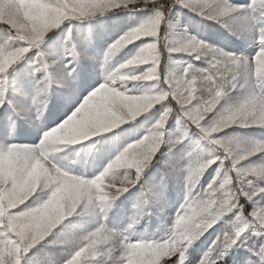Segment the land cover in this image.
Returning <instances> with one entry per match:
<instances>
[{"label":"snow or ice","instance_id":"6c2138e0","mask_svg":"<svg viewBox=\"0 0 264 264\" xmlns=\"http://www.w3.org/2000/svg\"><path fill=\"white\" fill-rule=\"evenodd\" d=\"M176 4L217 22L240 12L226 0H171L167 6L161 0H0V108L7 105L14 114L0 120V264H24L27 254L64 221L89 213L102 215L105 222L85 234L58 241L72 249L62 264H192V245L231 213H236L235 223L225 227L195 264H220L234 247L243 244L246 233L264 237V207L248 211L242 202V198L252 202L255 196H264V141L224 134L237 125L264 127V0H251L243 12L258 33L253 56L187 36L169 52L195 54L196 60L208 66L192 64L180 77L165 78L161 64L168 33L162 34L161 29L173 27L170 15ZM137 5L150 9L151 15L109 46L104 56V82L58 124L40 128L38 143L10 142L25 131L17 126L16 118L39 119L52 85L70 86V77L76 72L71 65L82 55L72 44L69 54L73 59L68 60L65 71L53 72V65L61 62L49 61L40 50L48 34L65 22ZM142 38L147 42L134 56L108 70L116 54ZM66 41L71 44V28ZM33 50H37L35 72L39 79L32 104L22 106L9 98L11 73ZM240 68L255 78L259 91L239 104L226 106L227 97L237 87ZM161 103L165 110L151 132L129 144L98 174H72L61 163L60 153L68 147L115 129ZM173 116L185 130L177 143H183L195 130L212 155L191 159L186 169L187 195L168 238L132 241L106 222L116 201L141 183L166 142V124ZM214 164L219 166L217 175L206 190L196 193V185ZM144 187L145 196L153 191ZM146 204L147 199L142 198L133 225ZM252 255L256 259L243 264H264V241Z\"/></svg>","mask_w":264,"mask_h":264},{"label":"rangeland","instance_id":"374dc122","mask_svg":"<svg viewBox=\"0 0 264 264\" xmlns=\"http://www.w3.org/2000/svg\"><path fill=\"white\" fill-rule=\"evenodd\" d=\"M251 4V3H250ZM181 6V5H180ZM178 8L175 11L174 16L170 18L173 27L169 29V43L168 49L173 47H179L183 44L186 40L187 36L196 37L200 40H203L205 36H209V34L213 38H216L218 31L214 26L207 29L209 23H216L220 24L222 22H217L203 16L197 15L196 13L190 11L188 8L183 7ZM244 9L240 8V12L234 13L232 16L225 18V23H227L233 30H236L240 33L241 38L244 42L242 50L240 52L250 53L246 56H253L255 51L257 50V40L256 37L258 35L257 32L253 30L254 22L251 20L246 19L245 15H243ZM199 17H197V16ZM131 14L125 15L122 18L116 17L110 22H106L105 20H101L96 22L93 20L94 17L87 18V21L83 18L81 20H73L68 22V26L65 25L63 30L60 32V35L53 37L52 40L43 44V51L49 61L57 60L61 63L53 65L52 71L56 73H63L65 71L64 66L67 65L68 60H72L73 57L69 54L71 45H76L77 49L82 53L78 60H75L71 67L76 68V72L72 74L71 85L70 87V94L71 96H75L80 94L81 92L85 91L88 94L93 90V88L98 84L104 82L106 79V70L104 67V56L109 48V46L120 36L126 33V22L122 20H126L128 23V18H130ZM149 16H143L140 20L137 21V24L134 26H138L143 23ZM136 17H131L129 21L135 19ZM80 22V23H79ZM124 22V23H122ZM132 22V21H131ZM135 24V23H134ZM71 28L72 33V41L71 44L66 41V36L68 34V29ZM55 31V30H54ZM51 33V32H50ZM49 33V34H50ZM48 34V35H49ZM241 38L237 37L235 40L227 41V39H221L219 42L224 43L227 46L231 47V52H234L233 49L234 43L237 41L241 42ZM144 42H147V38H142L141 41L135 42V44H131L126 46L123 50H121L114 58L109 62L108 70H111L115 66H118L120 63L125 62L127 59L134 56L142 46ZM249 48V49H248ZM225 50V49H224ZM255 50V51H254ZM230 51V50H226ZM239 53V52H235ZM195 54L192 53H171V59L168 64V74L167 78H178L182 74H184L187 70L189 65H192L195 58ZM89 58V59H88ZM88 60L91 61L90 65L87 66ZM87 61V62H86ZM36 64V62H34ZM33 64V63H31ZM30 66V65H29ZM29 66L25 67L28 69ZM70 71V68L68 69ZM27 74L26 70H22L20 72L14 71L12 73V83L13 87L9 91V98H15L13 101L14 103L22 106H27L32 104V100L35 96L36 79H32L31 81L27 82L24 78L20 75ZM238 84H237V92H241V99L242 101L252 94L254 91H259V86L255 83V78L250 76L245 68L238 69V76H237ZM65 85L63 83H54L52 86L55 85ZM68 86V85H67ZM52 88V87H51ZM57 88V87H56ZM61 90V89H60ZM61 92V91H60ZM51 91L48 97V104L46 109L44 110L43 115L39 119H31L29 117H17L16 123L17 126L23 124L27 125L23 127L27 132V135L21 137L13 138L10 142L15 143H22V144H33L38 143V136H39V129L40 128H47L46 124H49L52 120L49 116L56 115L58 111L61 109L59 105L60 100H52L51 98ZM64 92H62L63 94ZM64 95V94H63ZM84 98V97H83ZM82 100L77 102V105ZM65 103V107L69 104ZM55 106H52V105ZM163 104V103H161ZM157 104L154 105L153 108L161 105ZM152 108V109H153ZM164 109L160 112L159 119L161 118ZM4 109L5 112H9L11 109L9 106H5V108H0V112ZM149 111L140 114L135 119L128 120L123 125L118 126L115 129H112L105 133L115 132L119 130L122 126L138 120L142 116L146 115ZM9 115H14L13 113H6V115H0V120L5 119ZM33 116H35V112L33 111ZM22 122V123H19ZM31 123L32 126L37 125L31 131V127L29 126ZM239 126V125H238ZM49 127V126H48ZM103 134V133H101ZM100 134V135H101ZM184 134V133H183ZM98 135V136H100ZM148 135V133H147ZM32 136V141H27L28 138ZM142 138V133H141ZM118 138H116V142H111L113 146H115L113 151H110L108 155H103L101 158H97L98 151L95 153L96 159L85 162L83 158H75L71 157L70 147L65 149L62 153H60L61 163L65 166L67 170H69L72 174L76 175H84V176H94L101 172L108 163H110L116 156H118L129 144L133 142H129L126 146H118ZM199 139L193 138L190 143H195L199 145V150L202 152L205 151V146L203 144H199ZM261 141V140H260ZM74 146V145H73ZM94 151L90 148H82L81 150L77 151L78 154H92ZM79 160V161H78ZM100 160H105L102 165ZM186 175L183 178L178 176L177 174L174 175L178 178L179 184H162L161 187L154 196V207H156L155 215H150L146 212V205L144 207L142 217L139 219L137 223L133 225V219L140 213V209L138 205L141 203L142 198L145 197H134V200L131 202L129 208H121L120 210L116 211L118 208V200L114 207L112 208L111 212L109 213L107 224L109 227L113 228L116 231L123 232L130 240L138 241L141 239H148V240H163L168 238L171 234L175 218L176 212L182 205L186 195H187V180ZM174 188V189H173ZM163 189L166 190V193L163 192ZM126 194V193H124ZM169 194V195H168ZM35 199V197L33 198ZM256 208L264 207V197H254ZM31 203V201L29 202ZM168 211L171 213L162 219ZM146 218V220H144ZM72 220L70 224H73V227H66V223ZM78 222V223H77ZM104 219L102 215H96L95 213H89L87 215H79L73 216L66 221H64L60 226L54 230L53 234L45 240L46 242L51 241H58L62 240L69 235H82L87 233L88 231L94 230L99 224L104 223ZM129 225H132L130 228ZM82 227V228H80ZM86 227V228H85ZM80 229V230H79ZM60 232V233H58ZM62 235L63 237L60 239H53L55 235ZM44 241V242H45ZM43 243V242H42ZM28 256V254H27ZM25 264H33L32 261L30 262L28 257Z\"/></svg>","mask_w":264,"mask_h":264},{"label":"trees","instance_id":"16d2710c","mask_svg":"<svg viewBox=\"0 0 264 264\" xmlns=\"http://www.w3.org/2000/svg\"><path fill=\"white\" fill-rule=\"evenodd\" d=\"M226 2L230 5L237 6L238 8L244 9L248 5H250L251 0H226ZM161 3L164 5H170L171 0H161ZM184 9L180 4H176L175 7L171 9V15L174 16L175 11L178 8ZM131 14L130 18L136 17L135 19L129 21L130 18H128V23L126 20H122L126 22V32L129 31L131 28H133L137 21L141 19L143 16H150L151 10L150 9H143L139 5L132 7L130 6L127 9H115L112 11L107 12L106 14H98L94 16L93 20L96 22L105 20L106 22L112 21L116 17H123L125 15ZM197 16V15H196ZM199 17V16H197ZM87 21V18L84 19ZM171 20V19H170ZM80 23V22H79ZM124 23V22H122ZM135 23V24H134ZM125 24V23H124ZM209 23L207 26V29L214 26L216 30L218 31V34L216 38L211 37L213 33L209 34V36H205L203 38L204 41L208 42L210 45L230 50L232 46H227L224 43L219 42L222 38L227 39V41L235 40L237 37L241 38V35L238 31L233 30L231 26H229L227 23L222 22L220 24L216 23ZM68 26V22H65L64 25H62L60 28L56 29L55 31L51 32L47 38L45 39L44 43L49 42L50 40L55 38V36L60 35V32L63 30V28ZM162 34L164 32L168 33V43H169V29L166 27H163L161 29ZM242 40V38H241ZM43 44L41 45V48H43ZM243 40L241 42L237 41L234 43V52L243 53L244 55H248L250 53L240 52L243 47ZM169 46V45H168ZM249 49V48H248ZM41 50V49H40ZM255 51V50H254ZM37 50H33L29 52L17 65H15L14 69L12 70V73L14 71H22L26 70L27 74L20 75L24 78L27 82L31 81L32 79H36V81L39 79V75L35 72L36 64L34 62L37 61L38 57L36 54ZM256 52V51H255ZM238 53V54H239ZM171 53L168 50V47H165L163 49V56H162V64H161V72L167 78V72H168V64L171 59ZM89 59V58H88ZM87 66L90 65L91 61L88 60ZM33 63V64H31ZM193 64L196 65L198 68H206L208 65L203 60H194ZM30 65V66H29ZM29 66L28 69H25V67ZM11 73V76H12ZM12 78V77H11ZM57 87V88H56ZM237 88V87H236ZM233 90L230 92L229 96L227 97L225 104L226 106H234L236 104H239L242 102L241 99V92H237V90ZM61 89V90H60ZM70 87L67 85H55L51 88V98L52 100H60L58 103L60 106V110L56 115L49 116V118L52 120L49 124H46V126L50 127L55 124H58L66 114H68L74 107L77 106V102L79 100H82L83 97H86L88 95L87 92L83 91L78 95H75L74 97L71 96ZM61 91V92H60ZM62 92H64L62 94ZM12 101L15 100V98H11ZM67 102L69 105L65 107V103ZM52 106H55L54 104ZM173 106H175L173 104ZM164 104H161L157 106L156 108H153L150 112H148L146 115L142 116L138 120L133 122H130L121 128L119 130H116L115 132L110 133H103L100 136H94L89 138L88 140L82 141L81 143L71 146L70 153L71 157L75 158H83L85 159V162L91 161L96 159L95 153L98 151L97 158H101L103 155H108L110 151H113L115 146L111 144V142H116V138H118V146H126L129 142H135L141 139V133L142 138L149 134L153 127L158 123V118L160 117V112L164 109ZM10 113H12L11 109H9ZM4 109L2 112H0V115H6ZM22 123V122H19ZM33 125V124H32ZM31 123H29V126L31 127V131L33 128L38 127L37 125L32 126ZM27 125H19V128L26 127ZM28 131H24L21 133V137H24L27 135ZM185 132L184 128L181 127V125L178 123L175 116L171 117L166 124V137H165V143L161 147L160 152L158 153L156 159L152 162V164L149 166V168L145 171L142 181L140 184H137L135 187L131 188L126 194L122 195L120 200H118V208L116 211L120 210L121 208H129L131 205V202L134 200V197H145L147 199L146 204V212L150 215H155L156 207H154V196L155 193L162 188V184H179V179L176 178L174 175H178L181 178L184 177V175L187 173L186 169L191 162V159L194 157H211V152L209 151V147L207 145L206 141H201L199 138L198 133L193 130L189 135L188 138L184 140L183 143H177V137L183 135ZM228 137L232 138H238L241 140H252V141H264V127L259 126H233L229 129L225 130V133ZM193 138L199 139V144H203L205 146V151L199 150V145L195 143H190ZM32 136L28 138L27 141H32ZM82 148H90L94 151L92 154H76L78 150H81ZM189 153H192V157L189 156ZM79 161V160H78ZM101 164L105 162V160H100ZM219 171V166L214 164L212 165L204 174L202 179L198 182L196 185L194 191L196 193H202L204 190L207 189L209 183L211 180L217 175V172ZM144 185H147L148 187L152 188V192L150 194H147L145 196V187ZM174 189V188H173ZM163 192L166 193V190L163 189ZM167 194V193H166ZM169 195V194H168ZM264 197L262 195H257L255 197ZM242 202L245 205V209L250 211L253 208H256L255 200L252 202L244 201L242 198ZM171 212L168 211L164 216H162V219H164L166 216H168ZM146 220V218L144 219ZM236 221V213L228 214L222 221L217 223L213 228L209 229L203 236H201L190 249V260L192 261V264H195V261L199 260L209 249V246L213 243L214 240H216L217 236L221 234L222 231L225 230V227H230L232 224H234ZM72 220L66 223V227H73V224H70ZM78 223V222H77ZM82 228V227H80ZM86 228V227H85ZM80 230V229H79ZM60 233V232H58ZM58 233L55 235V238L53 239H60L63 237L62 235H58ZM243 244L238 247H234L227 256L224 257V259L220 262V264H243L244 261H251L255 260L256 257L252 255L253 249H258L259 243L261 241H264V237H258L251 235V233H246L245 237H242ZM54 241V240H53ZM43 242L39 245H37L35 248H33L28 253V259L33 264H62V261L65 260L69 254L71 253L72 249L70 247H67L65 245H62L57 242ZM27 257L25 259L24 264L27 261Z\"/></svg>","mask_w":264,"mask_h":264}]
</instances>
